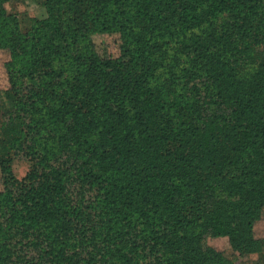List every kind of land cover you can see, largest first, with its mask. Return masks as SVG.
Wrapping results in <instances>:
<instances>
[{"label": "trees", "instance_id": "1", "mask_svg": "<svg viewBox=\"0 0 264 264\" xmlns=\"http://www.w3.org/2000/svg\"><path fill=\"white\" fill-rule=\"evenodd\" d=\"M10 1L0 264H264V0H42L24 33Z\"/></svg>", "mask_w": 264, "mask_h": 264}, {"label": "rangeland", "instance_id": "2", "mask_svg": "<svg viewBox=\"0 0 264 264\" xmlns=\"http://www.w3.org/2000/svg\"><path fill=\"white\" fill-rule=\"evenodd\" d=\"M7 11L11 14L10 26L19 28V31L26 32L31 28L34 20H44L48 17L47 8L43 5L42 0H11L5 4ZM96 48L101 56L118 57L121 53V39L118 34H96L93 37ZM10 60V54L7 50L0 49V90L9 88V80L5 64ZM29 159L20 152L12 162V169L18 179H23L30 170ZM1 165H0V190L1 182ZM88 200V198H87ZM95 199L88 202H94ZM255 232L258 237L264 238V214L262 219L257 223ZM189 235L181 233L180 236ZM205 245L220 252L224 258V264H262V259L258 255H249L244 257L240 252L233 249L229 238L225 236H206ZM143 255L136 256L140 264H154L152 258L142 259Z\"/></svg>", "mask_w": 264, "mask_h": 264}]
</instances>
